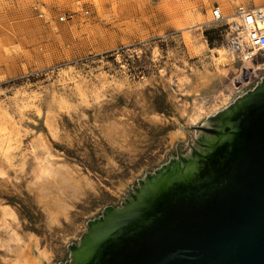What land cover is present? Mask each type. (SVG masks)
<instances>
[{"label":"rangeland","instance_id":"obj_1","mask_svg":"<svg viewBox=\"0 0 264 264\" xmlns=\"http://www.w3.org/2000/svg\"><path fill=\"white\" fill-rule=\"evenodd\" d=\"M255 1L0 0V232L61 262L88 218L264 73L221 46L235 6ZM214 3L226 20L212 21ZM55 160L92 189L50 226L34 187Z\"/></svg>","mask_w":264,"mask_h":264},{"label":"water","instance_id":"obj_2","mask_svg":"<svg viewBox=\"0 0 264 264\" xmlns=\"http://www.w3.org/2000/svg\"><path fill=\"white\" fill-rule=\"evenodd\" d=\"M190 129L58 264H264V73Z\"/></svg>","mask_w":264,"mask_h":264},{"label":"bare ground","instance_id":"obj_3","mask_svg":"<svg viewBox=\"0 0 264 264\" xmlns=\"http://www.w3.org/2000/svg\"><path fill=\"white\" fill-rule=\"evenodd\" d=\"M255 4L264 11L262 0L255 1ZM222 52L213 54L216 66L224 67L230 64L226 52L224 50ZM55 161L51 162L52 164L49 163L50 161L48 162L51 165V171L41 184L36 183L34 187L36 195L43 205V211L47 214L50 226H58L62 220H69L73 200L79 199V196L85 193V189H92V184L88 182V179L81 177L78 171ZM29 241H33L32 236L26 239L14 228L12 229V226L10 229L0 232V248L13 258L8 264H46L51 262L52 254L47 250L36 248L32 254L28 249Z\"/></svg>","mask_w":264,"mask_h":264},{"label":"built area","instance_id":"obj_4","mask_svg":"<svg viewBox=\"0 0 264 264\" xmlns=\"http://www.w3.org/2000/svg\"><path fill=\"white\" fill-rule=\"evenodd\" d=\"M213 22L226 20L218 3L211 9ZM231 21L223 24V49L234 56L243 66L264 64V11L254 4L240 3L231 14Z\"/></svg>","mask_w":264,"mask_h":264},{"label":"trees","instance_id":"obj_5","mask_svg":"<svg viewBox=\"0 0 264 264\" xmlns=\"http://www.w3.org/2000/svg\"><path fill=\"white\" fill-rule=\"evenodd\" d=\"M206 34V36H208V32L207 33H205ZM211 40L208 38V42H210Z\"/></svg>","mask_w":264,"mask_h":264}]
</instances>
